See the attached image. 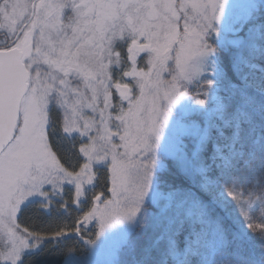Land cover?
I'll return each instance as SVG.
<instances>
[{
  "label": "snow or ice",
  "instance_id": "snow-or-ice-1",
  "mask_svg": "<svg viewBox=\"0 0 264 264\" xmlns=\"http://www.w3.org/2000/svg\"><path fill=\"white\" fill-rule=\"evenodd\" d=\"M0 264H264V0H0Z\"/></svg>",
  "mask_w": 264,
  "mask_h": 264
}]
</instances>
